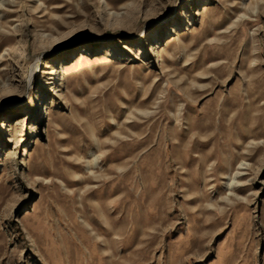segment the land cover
I'll list each match as a JSON object with an SVG mask.
<instances>
[{
	"label": "rangeland",
	"instance_id": "1",
	"mask_svg": "<svg viewBox=\"0 0 264 264\" xmlns=\"http://www.w3.org/2000/svg\"><path fill=\"white\" fill-rule=\"evenodd\" d=\"M0 264H264V0H0Z\"/></svg>",
	"mask_w": 264,
	"mask_h": 264
},
{
	"label": "bare ground",
	"instance_id": "2",
	"mask_svg": "<svg viewBox=\"0 0 264 264\" xmlns=\"http://www.w3.org/2000/svg\"><path fill=\"white\" fill-rule=\"evenodd\" d=\"M22 121V120H21ZM19 123V122H18Z\"/></svg>",
	"mask_w": 264,
	"mask_h": 264
}]
</instances>
